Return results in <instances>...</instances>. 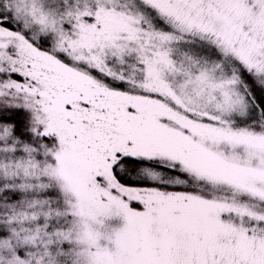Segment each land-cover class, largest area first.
Returning <instances> with one entry per match:
<instances>
[{
  "label": "rangeland",
  "instance_id": "374dc122",
  "mask_svg": "<svg viewBox=\"0 0 264 264\" xmlns=\"http://www.w3.org/2000/svg\"><path fill=\"white\" fill-rule=\"evenodd\" d=\"M184 1L0 0V108L29 122L0 124V264H264V133L230 45L190 22L258 31L264 78V0ZM123 158L187 179L124 187Z\"/></svg>",
  "mask_w": 264,
  "mask_h": 264
},
{
  "label": "trees",
  "instance_id": "16d2710c",
  "mask_svg": "<svg viewBox=\"0 0 264 264\" xmlns=\"http://www.w3.org/2000/svg\"><path fill=\"white\" fill-rule=\"evenodd\" d=\"M159 1L166 2V6L167 3L168 6L174 5L177 9L181 7L182 13H188L190 10L188 1ZM203 1L205 2V0ZM205 14H207L211 18L216 17L219 20L207 21L209 19H205L207 17V15L205 16ZM222 14H226V12L220 13V11H217L214 8L210 11H207L206 7H203V10H196L195 20L190 22L192 24L198 23L197 29H199L200 25L204 26V24H206L208 28L207 30H213L215 33L213 36L214 41L224 45H230L229 53L234 57L233 62L237 68L240 78L247 88L251 100V105L256 110L255 120L256 122L259 120L257 123L255 122V124L253 123L252 125H248L246 128H248L252 133H264V78L262 76H256V74L251 70L245 60L246 58L251 57L253 53H256L254 57H257V43L259 41L258 31H246L237 29V32L232 31L231 34H228V30H231L229 28L232 22L229 17H225L227 15L224 16ZM3 26L11 30V26L9 23L4 22ZM216 27H219L220 29H216ZM242 33H244V36L240 41L239 35H242ZM244 46L246 47V50L245 52H241L240 47ZM13 110L14 109L0 108V124L12 126L20 130L23 127H27L29 122L22 119V113L20 111H17V113H15L13 112ZM148 172L159 174L161 176L165 175L168 178L178 177L187 179L186 176L179 171L165 168L154 160H136L131 158H123L117 161L112 168V174L115 181L117 182V184L124 187L149 188L164 191L172 190L176 192H179L181 190L179 188H171L167 186L165 181H163V178H161V181L164 182L163 185L148 179L146 175V173Z\"/></svg>",
  "mask_w": 264,
  "mask_h": 264
},
{
  "label": "bare ground",
  "instance_id": "6f19581e",
  "mask_svg": "<svg viewBox=\"0 0 264 264\" xmlns=\"http://www.w3.org/2000/svg\"><path fill=\"white\" fill-rule=\"evenodd\" d=\"M69 59V58H68ZM82 63V62H81ZM194 137V136H193Z\"/></svg>",
  "mask_w": 264,
  "mask_h": 264
}]
</instances>
